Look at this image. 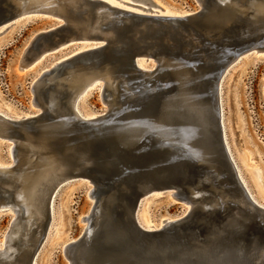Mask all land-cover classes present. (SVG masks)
Masks as SVG:
<instances>
[{
    "label": "water",
    "instance_id": "obj_1",
    "mask_svg": "<svg viewBox=\"0 0 264 264\" xmlns=\"http://www.w3.org/2000/svg\"><path fill=\"white\" fill-rule=\"evenodd\" d=\"M16 1L0 0V27L19 18ZM197 1V11L181 15L106 0H64L28 15L55 23L31 38L22 61L61 44H91L34 78L35 112L0 114V141L13 161L9 174L0 171V200L14 199L28 165L31 182L50 171L40 202L68 182L90 185L88 227L64 246L67 264H264V206L227 150L219 96L238 60L264 55V0ZM85 79L106 106L93 117L70 105ZM49 159L55 166L41 168ZM155 193L171 194L186 212L148 229L138 214ZM36 241V233L26 246L15 237L0 264L37 262Z\"/></svg>",
    "mask_w": 264,
    "mask_h": 264
},
{
    "label": "rangeland",
    "instance_id": "obj_2",
    "mask_svg": "<svg viewBox=\"0 0 264 264\" xmlns=\"http://www.w3.org/2000/svg\"><path fill=\"white\" fill-rule=\"evenodd\" d=\"M131 2L132 0H123ZM140 3L139 0H134ZM149 0L145 3L148 5ZM155 10L181 15L199 9L197 0H153ZM55 23L46 16H21L0 27V112L16 118L35 112L32 104L31 83L44 67L88 45L68 44L48 55L42 54L23 70H19L20 57L31 38L40 30ZM45 57V58H44ZM228 73L223 91L220 90L223 135L231 158L237 162L249 189L264 204V55L245 56ZM53 64V63H52ZM222 105V104H221ZM81 113H102L106 106L101 89L93 88L79 101ZM224 120L223 122V113ZM226 128V129H225ZM227 132V134H226ZM11 151L6 142L0 141V164H11ZM234 155V157H233ZM89 184L75 180L65 184L54 200L53 219L48 235L37 256L36 264H67L64 246L78 238L83 229L82 217L90 212ZM190 206L186 210H189ZM2 209H9L5 211ZM185 206L168 194H155L147 198L140 209L139 219L144 225L160 227L164 219L184 213ZM186 212V211H185ZM15 217L8 207L0 208V246Z\"/></svg>",
    "mask_w": 264,
    "mask_h": 264
},
{
    "label": "bare ground",
    "instance_id": "obj_3",
    "mask_svg": "<svg viewBox=\"0 0 264 264\" xmlns=\"http://www.w3.org/2000/svg\"><path fill=\"white\" fill-rule=\"evenodd\" d=\"M63 1L64 0H19V1H16L17 7H18L17 12L19 14L17 17L20 18L21 16H28L31 13L39 11V10L47 11L48 8H50L51 6H55V5L57 7H59ZM106 1H108L110 4H113V5H120V6L128 5L129 8H133V9H136V8L140 9L142 7L155 9L154 2H150L151 5H148L145 3L146 0H139L140 3H138L137 1H134V0H132L131 2L123 1V0H106ZM260 7L262 9H264V5H261ZM158 11L162 13L161 10H158ZM165 14H168V13H165ZM170 15H176V14H170ZM83 43H85V42H83ZM67 45L68 44H61L59 47L55 48L54 51H57V50L59 51V50H61V48L63 46H67ZM88 47H91V45H88V46H86V47H84L78 51H75L71 54H68V55L62 57L61 59H59V61L69 57L70 55H73L77 52H80V51H82ZM50 52H52V51L48 50V51L42 52V53L38 54L30 62H25L24 60L23 61L20 60L18 68L20 70H23V68H25L29 64L33 63L35 60H37V58L41 57L42 54L46 53L45 56H47V54ZM259 53H263V52H259ZM259 53H257V54H259ZM55 62L56 63H53L52 66H55L57 64V61H55ZM147 64L148 63L145 61H142L139 63V65L143 68H148ZM77 83L78 84H76V85L74 84V91H73L74 94L70 99V105L72 107V110L75 111V113L77 115L84 116L81 113L78 104H79V101L83 98V96L88 93V91L90 89L89 87L90 86L93 87L92 86L93 84H91L89 82V79H85L81 83H79V82H77ZM0 114H3V113L0 112ZM3 115L6 117H10L7 114H3ZM95 115H96V113L91 114V115H86L84 117H93ZM28 116H29V114L25 115V116L16 117V118H13V117H10V118H13L16 120V119H20L22 117H28ZM226 147H227V144H226ZM227 150H228V148H227ZM10 151H11V149H10ZM229 154H230V152H229ZM10 155H11V153H10ZM230 156H231V154H230ZM233 157H234V155H233ZM26 158H27L28 164L29 163L31 164V162L35 158L34 151L29 152V155L26 156ZM233 161L235 163V157H234ZM55 164L56 163L54 161L49 159L48 161H45V163L41 166V168L50 167L52 169L55 166ZM12 165H13V162L11 164H8V165L7 164H0V171H2L3 173L9 174L8 170L11 168ZM238 168L239 167L237 165L238 176L241 178L243 184L245 186H247L248 190L251 192L252 198L255 200L256 203L264 206V204L260 203L255 198L252 191L249 189L246 180L243 178L242 173L240 174V171L238 170ZM33 169L34 168L32 166L30 167L28 165L27 171L30 170L29 171L30 175L34 172ZM44 173L45 174H43V176L39 177V175H38L37 177H33L32 180H34V181L36 180L37 181L36 183H34V181L31 182L28 178V176H30V175L27 176L26 174H24V171H23V173H20V174L18 173L17 174V180L20 181V184L18 185L19 187H17V189H16V193L14 192V194H15L14 199H12V200L11 199L10 200L9 199L0 200V208L8 207V208H11L15 212V217L11 223V227L9 229L7 236H6V241L2 247L0 246V255H4L8 251H12L10 243L15 237L20 236V241L22 242V244L24 246H26L29 244V242H31V238H32L34 233H36V237H37V241L35 242V244L32 247L33 251H34V257H35V255H37L36 253L39 252L38 250L41 249L42 244L48 235L49 228H50V225H51V222L53 219V213H54L53 195L56 192V191H54L52 195H47L45 197V200H43L42 202L38 201V197L40 196V188H39L40 185H39V183L41 182V180H44L45 178H47L50 171L47 170V171H44ZM32 183H34V184H32ZM155 194H160V193H155ZM262 194L264 195V191H262ZM169 195L171 196V194H169ZM93 204L94 203L92 202L91 206ZM21 210H23V211L21 212ZM90 211H91V209H90ZM21 213H22V217L20 218ZM139 213H140V211H139ZM138 217H139V214H138ZM167 219L170 220L169 218H167ZM164 220H166V219H164ZM164 220H163V222H164ZM82 221L85 224L84 229H83V230H85V228L88 227L87 222L86 221L84 222L83 217H82ZM141 224L148 229L156 228L155 226H150V225L146 226L143 223H141ZM160 227H158V228H160ZM35 263H36L35 259H32V264H35Z\"/></svg>",
    "mask_w": 264,
    "mask_h": 264
}]
</instances>
